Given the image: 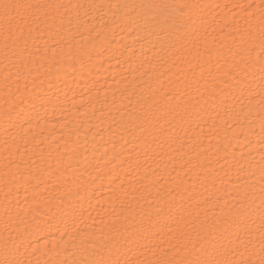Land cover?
Instances as JSON below:
<instances>
[{"label":"snow or ice","instance_id":"obj_1","mask_svg":"<svg viewBox=\"0 0 264 264\" xmlns=\"http://www.w3.org/2000/svg\"><path fill=\"white\" fill-rule=\"evenodd\" d=\"M0 264H264V0H0Z\"/></svg>","mask_w":264,"mask_h":264},{"label":"bare ground","instance_id":"obj_2","mask_svg":"<svg viewBox=\"0 0 264 264\" xmlns=\"http://www.w3.org/2000/svg\"><path fill=\"white\" fill-rule=\"evenodd\" d=\"M210 3H238L242 2V0H208ZM127 34H120L118 33L116 36V40L119 42L117 45H114V47H118L120 51H124V45L131 43V38L124 39ZM127 53H125V56ZM124 57H120L121 63H117V60L115 58H112L111 60L102 58V67H98L97 75L93 77L94 79H98L100 84H104V87L107 88L108 84L112 85V89L115 90L117 87V84L113 81V77H115L116 81H120L122 79V76L124 74H127L128 72V65L124 62ZM96 63V61H94ZM105 78H107V83H105ZM109 95H111V92H109ZM195 127V125H193ZM104 128H107V125H104ZM199 131V129H197ZM258 132V129H257ZM230 134V133H229ZM102 135L104 136V139L102 140L100 136L98 135L96 137V140L93 142L91 140V136H89V146L86 153H84V149H81V152L87 155L89 161L98 162L101 166L104 164V160L102 159V154L104 153L105 148L108 150L109 155L115 153L119 155L120 160H131L132 164L135 165L137 159H139V162L141 165H143L144 168H147L149 166H155L154 159L148 158L145 156L142 145L141 144H133L131 143L132 137L126 136L125 138H121V135L119 131H116L113 133L111 130L103 131ZM183 135V133H181ZM219 138L223 140V137L225 135V131L222 129L220 133L218 134ZM109 136L112 137L111 142H109ZM84 140V137L81 136V141ZM126 140L128 143H126ZM258 136L253 137V143L252 147L254 149V155L256 159H259V152L262 150L261 145L257 142ZM216 137L212 138V146H216ZM95 143L97 150L95 153L93 152L92 144ZM205 147L208 146V141H204ZM245 151H247V148H245ZM149 156H151V153H149ZM81 159H83V156H81ZM179 159V157H177ZM120 160L117 161V164H119ZM83 167V165L81 166ZM127 165H125V168ZM169 168H171V163H169ZM143 169H141L142 171ZM88 177L85 176V180H87ZM99 183V182H98ZM106 192V187H105ZM99 196L100 193H97Z\"/></svg>","mask_w":264,"mask_h":264}]
</instances>
